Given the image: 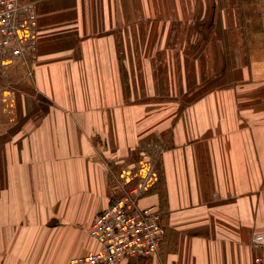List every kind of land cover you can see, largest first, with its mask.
Wrapping results in <instances>:
<instances>
[{
    "label": "crops",
    "instance_id": "1",
    "mask_svg": "<svg viewBox=\"0 0 264 264\" xmlns=\"http://www.w3.org/2000/svg\"><path fill=\"white\" fill-rule=\"evenodd\" d=\"M130 1H22L25 55L0 66V264H67L98 249L87 229L119 193L124 169L93 149L91 109L76 108V84L123 49ZM168 135L141 199L161 210L166 228L147 264H254L264 140Z\"/></svg>",
    "mask_w": 264,
    "mask_h": 264
},
{
    "label": "rangeland",
    "instance_id": "2",
    "mask_svg": "<svg viewBox=\"0 0 264 264\" xmlns=\"http://www.w3.org/2000/svg\"><path fill=\"white\" fill-rule=\"evenodd\" d=\"M128 8L123 49L76 84V108L91 109L93 149L110 168L122 164L128 178L151 164L157 174L173 131L188 141L264 140V0H131Z\"/></svg>",
    "mask_w": 264,
    "mask_h": 264
},
{
    "label": "built area",
    "instance_id": "3",
    "mask_svg": "<svg viewBox=\"0 0 264 264\" xmlns=\"http://www.w3.org/2000/svg\"><path fill=\"white\" fill-rule=\"evenodd\" d=\"M23 0H0V66L5 59L25 55L20 36ZM143 172V174H141ZM120 177L119 193L112 197L87 229L98 244L94 252L71 257L67 264H147L158 255L166 234L163 213L155 205L142 206L156 178L154 166ZM254 264H264V233L256 237Z\"/></svg>",
    "mask_w": 264,
    "mask_h": 264
}]
</instances>
